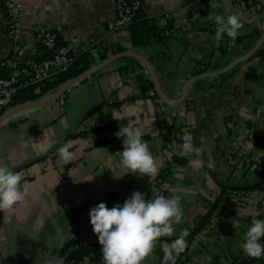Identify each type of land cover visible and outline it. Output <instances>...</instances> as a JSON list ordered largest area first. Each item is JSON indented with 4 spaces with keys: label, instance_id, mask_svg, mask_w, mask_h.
I'll list each match as a JSON object with an SVG mask.
<instances>
[{
    "label": "crops",
    "instance_id": "obj_1",
    "mask_svg": "<svg viewBox=\"0 0 264 264\" xmlns=\"http://www.w3.org/2000/svg\"><path fill=\"white\" fill-rule=\"evenodd\" d=\"M15 1L22 7L19 40L25 62L48 57L49 50L33 30L46 25L74 52L96 53L98 47L121 45L140 54L173 100L180 99L204 61L210 70L225 67L254 47L264 27V11L239 0H144L149 17L171 14L175 32L136 45L128 28L108 30L116 16L115 0ZM233 12L243 27L237 35L240 42L228 47L227 37L216 41L213 17ZM13 47L0 4V58L10 57ZM262 49V54L256 52L222 75L191 82L178 106L140 95V82L128 65L134 63L150 79L152 75L141 59L126 55L132 61L115 59L54 100L0 115V166L19 171L27 190L23 201L0 211V264H51L72 238L82 243L98 240L89 209L101 201L109 207L123 203L135 190L146 198L182 197V218L173 222L172 234L158 237L171 244L188 230L185 252H174L175 264H240L251 258L248 264H264V255H249L241 247L252 218L264 216V44ZM168 109L175 111L169 126H182L170 142L179 144L176 149L186 163H176L165 153L159 122ZM129 123L140 128L148 142L159 168L155 176L122 165L123 143L112 149L102 142L119 131L99 130L102 126ZM184 139L202 151L185 153ZM49 141L55 143L41 152L39 144ZM65 143L74 152L68 162L57 151ZM221 193L227 197L225 204L214 209L208 225L191 234ZM164 255L163 247L154 246L141 264H171ZM82 264H104L103 256Z\"/></svg>",
    "mask_w": 264,
    "mask_h": 264
},
{
    "label": "clouds",
    "instance_id": "obj_2",
    "mask_svg": "<svg viewBox=\"0 0 264 264\" xmlns=\"http://www.w3.org/2000/svg\"><path fill=\"white\" fill-rule=\"evenodd\" d=\"M213 19L216 24V41H220L224 35L234 39L243 27L242 18L235 12L228 15L217 13ZM116 135L123 137L124 147L119 151L123 166L130 169V172L149 176L158 173V164L140 128L129 123L120 126ZM52 143L55 142L40 143L39 150L47 152ZM70 148V144L65 143L57 149L59 157L65 162L74 156ZM181 148L185 153L202 151L201 147L188 139H184ZM26 196L21 173L0 166V211L11 209ZM181 199L180 195L146 198L145 193L135 190L123 203L117 202L109 207L101 201L92 206L88 215L93 231L98 235L104 264H141L153 251L158 237L173 233V222H179L183 216ZM187 235L188 230L183 229L171 244L162 242L165 261L175 264L174 252L179 253L185 249ZM261 236H264V216L257 214L247 226L241 247L249 255H264V240L260 239Z\"/></svg>",
    "mask_w": 264,
    "mask_h": 264
},
{
    "label": "trees",
    "instance_id": "obj_3",
    "mask_svg": "<svg viewBox=\"0 0 264 264\" xmlns=\"http://www.w3.org/2000/svg\"><path fill=\"white\" fill-rule=\"evenodd\" d=\"M239 1L243 2L249 8L254 7L259 12L264 11V0ZM171 26L174 27L172 19H170L169 23V27ZM128 30L130 31L133 43L136 45L146 44L158 38L167 36L165 34V28L159 27L155 21L151 20V18L144 12L143 8L137 10L135 16L133 17V21L128 26ZM258 34H260V30L258 31ZM224 37H227L226 45H228V47H233L241 40L239 36H236L234 39L228 37L227 35H224ZM57 41L59 45H66L63 41H61V39H59V37L57 38ZM125 49L126 48L124 46L117 45L116 47L112 48L98 47L96 53H93V49L82 52L72 51L73 55L75 56V60L71 66H69L65 70L58 71L50 78L42 82H34L20 86L12 97V104L17 105L30 101H36L47 93L58 91L69 79L74 78L87 70L94 63H96L98 59H106L108 56H110V54H115L124 51ZM262 53L263 49L261 47L257 51V54ZM50 55V51H48V56ZM123 59H130L132 61V58L129 56H121L117 58L116 61H122ZM128 67L131 72L136 73V78L140 82V95L160 98L155 90L153 80L147 76L146 72L140 70L139 67H136L134 65V63L129 64ZM122 68L126 69L127 66H121L120 69L122 70ZM208 70H210V65L204 61L202 67L197 69L194 74L204 73ZM104 129H116L117 131L119 128L112 124L102 126L99 130ZM181 129L182 126H177L175 125V123L169 126L168 121L165 119L159 122V135L164 140V146H166L169 150L171 149L172 161L176 163H186L187 161V159L183 157V155H181L177 149L173 148V146L171 145L172 141L170 142V139L176 137ZM122 140L123 137H117V135H115L114 137L103 139L102 142L108 143L112 149H116L120 147V145L122 144ZM169 165L170 166H168V169L170 170L172 164L170 163ZM226 198L227 197H225L223 193L218 196L213 208L203 215L201 221L197 223L195 230L191 234H195L196 232L200 231L201 228L209 224L214 209L218 207L221 201H225ZM157 239L167 241L164 238ZM160 248L161 247H158V249ZM185 249L183 253L185 252ZM59 257L63 259V261H59V259H56L51 264H82V262L86 260V258L91 261L100 260L102 258V252L99 240L90 243H82L77 238H72L62 247ZM251 259H245L240 264H248L249 260Z\"/></svg>",
    "mask_w": 264,
    "mask_h": 264
},
{
    "label": "built area",
    "instance_id": "obj_4",
    "mask_svg": "<svg viewBox=\"0 0 264 264\" xmlns=\"http://www.w3.org/2000/svg\"><path fill=\"white\" fill-rule=\"evenodd\" d=\"M0 4L6 10L9 31L14 39L13 53L8 58H0V115H2L13 106L12 97L20 86L42 82L58 71L67 69L74 62L75 56L67 45L58 44L56 31L46 25H36L33 30L51 55L36 62H25V49L19 40L22 7L15 0H0ZM143 7L144 0H115L116 16L108 23V30L112 32L119 29H127L133 21L137 10ZM150 18L159 27L165 28L167 36L174 34L175 28L169 27L170 13H161ZM174 115L175 111L168 109L162 116L170 125L174 120ZM176 144L179 145L178 143ZM172 145L175 147H173L174 149L177 148L174 143ZM165 153L170 156L172 154L171 149L167 148ZM224 204L225 201L220 202V205ZM163 241L157 239L155 246L162 247ZM58 259L63 261L60 257Z\"/></svg>",
    "mask_w": 264,
    "mask_h": 264
},
{
    "label": "water",
    "instance_id": "obj_5",
    "mask_svg": "<svg viewBox=\"0 0 264 264\" xmlns=\"http://www.w3.org/2000/svg\"><path fill=\"white\" fill-rule=\"evenodd\" d=\"M264 44V27H263V31L261 36L259 37L258 41L255 43L254 47L248 51L247 53L241 55L240 57H238L237 59H235L234 61H232L231 63H229L228 65H226L225 67H221L218 69H213V70H208L204 73H200L197 75H194L189 81L188 83L185 85L184 89H183V93L182 96L180 97V99L177 100H173L169 97L166 96V94L164 93V91L161 88L160 85V80L158 78V75L156 74L155 70L153 69L152 65L146 60L144 59L140 54L131 51V50H126V51H121L115 54H112L110 56H108L106 59L100 60L96 63H94L91 67H89L87 70H85L84 72H82L81 74H79L78 76L69 79L58 91H56L55 93H47L44 96H42L40 99L36 100V101H30V102H26V103H22V104H17V105H13L9 111H16V110H20V109H26V108H30V107H34V106H39V105H43L51 100H54L58 97H60L63 93H65L68 89H70L73 85H75L76 83H78L79 81L83 80L84 78L91 76L93 74H95L97 71H99L100 69H102L103 67H105L106 65H108L109 63H111L113 60L121 57V56H135L138 57L139 59H141L146 66L148 67V69L150 70V73L152 75V79L155 85V90L157 92V94L159 95V97L167 104L171 105V106H178L180 105L184 99H185V95H186V91H187V87L188 85L197 80V79H201V78H206V77H212V76H219L222 75L228 71H230L231 69H233L234 67H236L237 65H239L240 63H242L244 60L248 59L249 57L253 56ZM49 94V95H48ZM263 183H258L257 186H260Z\"/></svg>",
    "mask_w": 264,
    "mask_h": 264
}]
</instances>
